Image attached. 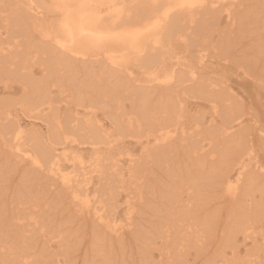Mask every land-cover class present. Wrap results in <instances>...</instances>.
Segmentation results:
<instances>
[{"label":"bare ground","instance_id":"1","mask_svg":"<svg viewBox=\"0 0 264 264\" xmlns=\"http://www.w3.org/2000/svg\"><path fill=\"white\" fill-rule=\"evenodd\" d=\"M0 146V264H264V0H0Z\"/></svg>","mask_w":264,"mask_h":264},{"label":"rangeland","instance_id":"2","mask_svg":"<svg viewBox=\"0 0 264 264\" xmlns=\"http://www.w3.org/2000/svg\"><path fill=\"white\" fill-rule=\"evenodd\" d=\"M15 98L16 97H13L12 99L14 100ZM12 108L13 117L18 124L20 123V125H22V128L24 127L25 130H28L29 132H39L43 135H46L47 127L46 123L43 120H38V118L36 117L26 115L17 106H13ZM78 110L79 112H82V109L80 107L78 108ZM129 147L131 148V146ZM131 152L133 154H136L134 151ZM124 158L125 157L123 156V158L121 159ZM64 164L67 165V163ZM29 173L33 175V173L29 171V166L24 165L23 162L17 163L14 158L8 154L7 149L0 146V199L2 198L1 200H4H0V205H2V203H6L9 208H21L22 206H25L24 204L27 201L36 203L37 205L39 204V206L41 205L40 207L43 208L42 211H44V209L47 210L44 216L46 217L45 220L47 222L50 221L53 225H49V230L57 231L59 229L62 230L64 236H70V231H67V227H69L70 229V225L69 223L64 222L61 218L63 216H61L60 214V208L53 209L56 203L53 201L54 197L51 195L52 193L44 191L47 190L48 187H45L47 189H43V184H45L47 180H44L45 178L43 176H38L40 178H36L33 175V178ZM259 195V192H255L256 197L259 198ZM21 203L24 204L22 205ZM77 253L78 252H74V255H76ZM77 263H80L79 259L77 260Z\"/></svg>","mask_w":264,"mask_h":264},{"label":"snow or ice","instance_id":"3","mask_svg":"<svg viewBox=\"0 0 264 264\" xmlns=\"http://www.w3.org/2000/svg\"><path fill=\"white\" fill-rule=\"evenodd\" d=\"M81 6H84V5H81ZM188 6L194 7L195 5L193 4V5H188Z\"/></svg>","mask_w":264,"mask_h":264}]
</instances>
